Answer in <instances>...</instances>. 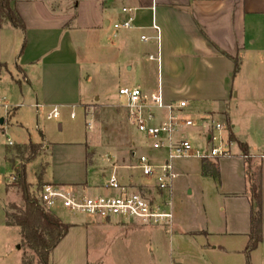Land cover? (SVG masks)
I'll return each instance as SVG.
<instances>
[{
	"label": "crops",
	"instance_id": "1",
	"mask_svg": "<svg viewBox=\"0 0 264 264\" xmlns=\"http://www.w3.org/2000/svg\"><path fill=\"white\" fill-rule=\"evenodd\" d=\"M112 2L120 5L116 7ZM99 6V13L96 10L94 14L82 8V20V3L76 0H17L15 7L26 24V34L10 24L1 27L0 17V63L6 65L0 71V98L9 106L8 110L0 108V119H4L6 124L23 106L14 101L9 103L3 93L7 88L12 92L20 89L21 93L24 90L32 93L36 106L41 100L42 108L53 106L52 111L80 104L89 116L95 105L121 102V88L140 87L146 94L161 89L169 103L188 102L191 108L187 115L191 118H198L206 124L222 120L227 125L230 123L236 139L231 141L230 155L211 159L218 163L220 180L203 176L201 159L175 162L174 223L166 228L173 236L177 234L179 223L173 209V198L179 194L180 178L187 166L198 160L195 172L198 171L204 179L217 181L218 197L224 205V222L210 219L206 230L180 235L191 240L202 235L207 239H219L211 250H203L202 245L198 248L203 252L217 253L221 260L226 257L225 264H229V257L236 264H245L251 217L247 174L259 171L262 174L263 242L251 253V259L253 264H264V117L251 116L247 119L245 116L249 128L248 124L243 126L237 120L238 113L248 106L264 112V0H99ZM123 8L135 9L133 27L117 31L114 24L128 18L123 14ZM17 31L22 34V42L19 45L15 41L8 43L5 37L14 38ZM25 39L27 45L21 56ZM234 59H238L240 65L236 74ZM71 117L74 118V115ZM17 124L18 128H24L22 123ZM205 132L196 128L198 136ZM229 134L228 130L225 137L229 138ZM41 136L42 141L36 144L43 145V151L49 158L53 145L44 134ZM185 136H188L186 132ZM92 142H95V137H92ZM240 143L248 148V162ZM30 144L34 143L31 141L18 146ZM8 147L7 144L0 160H4L14 174V168L7 159ZM135 148L138 149L136 145ZM82 151L78 171L66 180L56 181L48 177L47 162L45 183L71 187L83 195L110 194L104 189V184L112 171L100 169L102 182L96 183L95 177L90 183L87 168L97 165L99 152L94 150L91 153L87 143ZM134 152L138 150H134L131 157ZM41 156L42 153L39 158ZM105 160L111 163V170L114 166L119 167L118 172L125 169L107 157ZM125 170L131 172L130 169ZM120 175L132 185L147 183L133 172L129 176ZM7 178L0 176V207L4 212L0 229L14 234L16 242L21 243L20 228L6 224V213L13 203L9 199L11 192ZM66 223L72 227L51 253V264H94L88 259L90 228L137 224L120 220L94 223L90 219ZM229 236L241 239L242 245L229 247Z\"/></svg>",
	"mask_w": 264,
	"mask_h": 264
},
{
	"label": "rangeland",
	"instance_id": "2",
	"mask_svg": "<svg viewBox=\"0 0 264 264\" xmlns=\"http://www.w3.org/2000/svg\"><path fill=\"white\" fill-rule=\"evenodd\" d=\"M76 1L82 3L81 18L82 8H86L93 14L96 13V10L99 13L101 9L99 0ZM117 4L113 3L116 7L120 5ZM5 39L8 43L15 41L19 45L23 37L21 32L17 31L14 38L5 37ZM255 86L252 85L254 89ZM3 93L8 97L9 103L14 101L17 104H23L17 111L18 114L6 124L0 125V156L2 157L6 150L7 137L16 144L7 149V159L15 173L12 174L10 166H7L4 160H0V176L8 177L7 186L11 192L9 199L10 202H13L11 205L21 209L24 207L20 187L17 185L16 179L13 180L16 178V171L26 169V180L31 184V194L38 198L39 190L44 185L50 184L45 183L44 177L42 183L38 180V175L45 168L47 162L49 163L48 177L55 178L56 181L69 179L72 173L78 171V159L82 155L86 143L89 145L91 153L94 150L99 152L97 165H89L87 168L90 183L95 177L96 183L102 182L100 169L106 168L110 172L112 171L111 163H108L105 157L124 168L133 165L132 152L134 150L141 152L142 150L139 146L143 137L129 125L127 114L122 107V102L125 103L122 98H120L121 102L116 105L109 103L95 105V108L89 112V116L86 115L84 106L80 104H76L74 107H59V119H48V114L52 111L53 106L47 109L42 108L40 100V107L37 110L32 93H27L25 90L21 93L20 89L12 92L8 88ZM263 113L259 108L248 106L246 110L238 113L237 120L246 126L248 121L245 116L248 117L247 119L251 116L264 117ZM72 114L74 118L71 117ZM193 118L198 120V118ZM17 122L22 123L24 128H18ZM198 124L200 123L198 122ZM89 126H92L91 130ZM247 128H249V124ZM185 131L193 146L203 150L206 145L205 134L198 136L196 129ZM42 134L53 145L49 155L50 160L46 156L47 153L43 151V145L39 144L41 148L35 162L28 163L29 153L24 151L23 147L18 149L20 148L18 144L31 141L34 144L40 143ZM92 137H95V142H92ZM135 145L138 149H134ZM41 153L42 156L39 158ZM97 166L99 167L97 168ZM197 167L198 160L192 161L187 166L185 174L180 178L179 194L175 199L173 198V209L178 216L179 223L175 236L166 227L144 226L138 222L134 226L128 227L90 228L88 233L89 262L94 264H225L226 257L221 260L217 253L203 252L198 248L202 245L203 250H211V247L220 241L219 239H207L205 235H202L199 239L191 240L180 235L184 232L206 230L210 219L224 222L225 213L222 211L224 205L221 204L223 201L218 197L217 181L204 179L198 171L195 172ZM121 170L118 172L119 174L123 173L128 176L132 172ZM83 171L86 176L84 169ZM9 207L8 211L15 213ZM52 213L65 223L88 219L81 216L72 217L64 209H56ZM3 218L4 212L0 207V219ZM82 235L86 236L84 233ZM227 242L229 247L237 248L242 245L241 239H233L230 236ZM24 262L39 264L36 254L28 249L23 241L16 242L14 234L0 229V264H24ZM229 264H236V261L229 257ZM251 264H253L252 259Z\"/></svg>",
	"mask_w": 264,
	"mask_h": 264
},
{
	"label": "built area",
	"instance_id": "3",
	"mask_svg": "<svg viewBox=\"0 0 264 264\" xmlns=\"http://www.w3.org/2000/svg\"><path fill=\"white\" fill-rule=\"evenodd\" d=\"M122 12L128 18L114 24L117 31L133 27L135 9L123 8ZM142 39L146 41V37ZM119 96L125 101L122 107L129 125L143 137L139 146L141 152H134L133 165L124 168L138 174L147 183L130 184L118 173L119 167L114 166L104 184V189L110 194L88 196L71 187L46 184L39 190L38 202L45 211L64 209L70 215L86 217L94 223L120 220L151 227H172L173 187L177 178L175 162L189 158L211 160L229 156L232 143L225 137L228 125L226 122L206 124L203 120H194L187 115L191 108L188 102L169 103L161 89L146 94L140 87H123L119 90ZM36 107L38 109L40 106L37 104ZM0 108L9 109L2 98ZM59 117L57 108L48 115V119ZM196 128L206 130L203 150L196 149L185 136V130ZM6 141L10 147L15 145L10 138Z\"/></svg>",
	"mask_w": 264,
	"mask_h": 264
},
{
	"label": "trees",
	"instance_id": "4",
	"mask_svg": "<svg viewBox=\"0 0 264 264\" xmlns=\"http://www.w3.org/2000/svg\"><path fill=\"white\" fill-rule=\"evenodd\" d=\"M17 0H0L1 27L10 24L13 28L21 30L26 34V24L17 12L15 4ZM27 41L24 40L20 55L22 56L26 48ZM235 74L238 73L240 65L239 60L234 59ZM6 68L5 64L0 63V69ZM229 139L235 142L236 139L232 133L231 124H228ZM243 156L249 161L248 148L245 144H239ZM41 145L30 144L23 147L24 151L29 153L28 163H32L38 156ZM18 149H22L21 147ZM90 157V154L87 155ZM218 160V159H216ZM46 168H43L38 175V180L42 183ZM202 174L205 177H211L220 180V169L218 163L209 159L202 160ZM250 188L251 217L249 243L245 249L246 264H251V253L255 251L260 243L263 242V192H262V174L261 172H248L247 174ZM16 182L20 187L24 207L21 209L15 205H10V209L15 213L7 211V226H16L21 230L24 244L36 254L39 264H51V253L65 238L71 229L70 224L64 223L58 216L52 212L45 211L39 204L38 199L31 194V184L26 180V169L16 171ZM24 264H33L24 262Z\"/></svg>",
	"mask_w": 264,
	"mask_h": 264
},
{
	"label": "water",
	"instance_id": "5",
	"mask_svg": "<svg viewBox=\"0 0 264 264\" xmlns=\"http://www.w3.org/2000/svg\"><path fill=\"white\" fill-rule=\"evenodd\" d=\"M5 120L4 119H0V125H4Z\"/></svg>",
	"mask_w": 264,
	"mask_h": 264
}]
</instances>
